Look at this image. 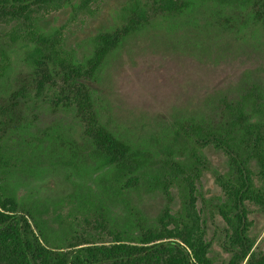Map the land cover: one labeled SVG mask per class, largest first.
Listing matches in <instances>:
<instances>
[{
  "label": "trees",
  "instance_id": "obj_1",
  "mask_svg": "<svg viewBox=\"0 0 264 264\" xmlns=\"http://www.w3.org/2000/svg\"><path fill=\"white\" fill-rule=\"evenodd\" d=\"M103 11L84 39L61 23ZM185 15L212 43L229 33L264 52V0H0V264H264L260 81L221 98L215 119L177 123L161 146L110 126L95 97L125 40ZM18 61L26 78L7 83ZM43 103L69 120L33 134ZM209 172L219 193L208 196Z\"/></svg>",
  "mask_w": 264,
  "mask_h": 264
},
{
  "label": "rangeland",
  "instance_id": "obj_2",
  "mask_svg": "<svg viewBox=\"0 0 264 264\" xmlns=\"http://www.w3.org/2000/svg\"><path fill=\"white\" fill-rule=\"evenodd\" d=\"M67 15L61 22L66 34L80 39L108 18L103 11L88 22L78 12L80 20L71 18L68 23ZM189 20L185 15L175 28L163 21L133 35L101 69L100 82L95 85L99 87L97 103L102 102L109 112L108 124L135 143L161 146L182 120L215 119L221 112V98L233 100L253 81L264 86V52L260 48L229 33L217 35L212 43L207 31H198ZM18 64L23 67L19 66L7 83H20L26 78L27 67L20 61ZM68 118L65 113L52 112L44 103L28 116L33 134ZM211 158L213 169L223 167L221 155L214 153ZM213 175L209 172L202 176L203 192L208 196L219 193ZM26 189L24 185L21 190ZM258 220L259 226H264V218ZM258 241L264 249V228Z\"/></svg>",
  "mask_w": 264,
  "mask_h": 264
},
{
  "label": "flooded vegetation",
  "instance_id": "obj_3",
  "mask_svg": "<svg viewBox=\"0 0 264 264\" xmlns=\"http://www.w3.org/2000/svg\"><path fill=\"white\" fill-rule=\"evenodd\" d=\"M94 86H95V85H94ZM95 88H96V90H98L99 87L95 86ZM45 190H46V189H45ZM40 191H44V187H43V185L41 186Z\"/></svg>",
  "mask_w": 264,
  "mask_h": 264
}]
</instances>
